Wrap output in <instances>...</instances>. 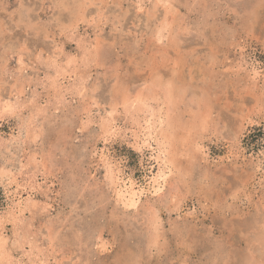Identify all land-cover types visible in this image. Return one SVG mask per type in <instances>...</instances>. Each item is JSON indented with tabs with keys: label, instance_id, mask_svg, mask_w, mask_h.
<instances>
[{
	"label": "rangeland",
	"instance_id": "1",
	"mask_svg": "<svg viewBox=\"0 0 264 264\" xmlns=\"http://www.w3.org/2000/svg\"><path fill=\"white\" fill-rule=\"evenodd\" d=\"M263 154L264 0H0V264L264 262Z\"/></svg>",
	"mask_w": 264,
	"mask_h": 264
},
{
	"label": "bare ground",
	"instance_id": "2",
	"mask_svg": "<svg viewBox=\"0 0 264 264\" xmlns=\"http://www.w3.org/2000/svg\"><path fill=\"white\" fill-rule=\"evenodd\" d=\"M167 9H168V8H167ZM158 33H159V32H158ZM160 76H161V75H160ZM164 82H165V80H164ZM167 84H168V83H167ZM173 84L175 85V83H173ZM160 86H161V85H160ZM162 87H163V86H162ZM164 87H165V86H164ZM160 88H161V87H160ZM166 89H168V88H166ZM166 89H165V90H166ZM160 90H161V89H160ZM162 90L165 91L164 89H162ZM181 90H182V89H181ZM168 91H169V90H168ZM175 92H177V91L175 90ZM175 92H174V93H175ZM144 95H145V94H144ZM165 95H166V94H165ZM174 95H175V94H173V99H174V97H175V98H178V97H176V96H174ZM152 96H153V94H152ZM160 96H161V95H160ZM170 96H171V95H169V93H168V97H170ZM140 97H141V96H140ZM164 97H166V96H164ZM148 98H149V96H148ZM115 99H116V98H115ZM166 99H168V98H166ZM169 99L171 100V97H170ZM138 100H139V99H138ZM155 100H158V99H156V97H155ZM127 101H128V100H127ZM171 101H172V100H171ZM174 101H175V103H176V100H174ZM174 101H173V102H174ZM139 102H141V101H139ZM143 102H144V101H143ZM165 102H166V101H165ZM167 102H168V101H167ZM141 103H142V102H141ZM141 103H140V104H141ZM171 103H172V102H171ZM138 104H139V103H138ZM140 104H139V106H140ZM176 104H177V103H176ZM178 104H179V103H178ZM178 104H177V106H178ZM149 105H150V104H149ZM152 105H153V104H152ZM172 105H173V104H172ZM172 105H171V106H172ZM174 105H175V104H174ZM147 106H148V105H147ZM147 106L144 105L145 110H146V107H147ZM150 106H151V105H150ZM150 106H148V109H149ZM171 106H170V108H171ZM127 107H128V106H127ZM144 108H143V109H144ZM154 108H155V107H154ZM175 108H176V106H175ZM156 109H157V108H156ZM167 110H168V109H167ZM172 110H173V109H171L169 112H171ZM146 111H147V110H146ZM152 111H153V109H152ZM173 111H175V110H173ZM131 112L134 113L133 111H131ZM150 112H151V109H150ZM169 112H167V113L169 114ZM151 113H152V112H151ZM159 113H160V112H159ZM162 113H163V112H162ZM162 113H161V114H162ZM153 114H155V113H153ZM161 114H160V115H161ZM149 115H150V114H149ZM163 115H165V114H162V116H163ZM169 115H170V114H169ZM172 115H173V113L171 114V116H172ZM146 116H147V115H146ZM152 116H153V115H152ZM176 116H177V115H176ZM163 117H164V116H163ZM167 117H168V116H167ZM179 117H180V116H179ZM170 118H171V117H170ZM173 118H176V117H173ZM173 118H172V119H173ZM180 118H181V117H180ZM148 119H149V118H148ZM148 119H147V120H148ZM152 119H156V118H152ZM199 119H200V118H199ZM164 120H165V119H164ZM164 120H163V121H164ZM175 120H176V119H175ZM180 120H181V119H180ZM145 121H146V120H145ZM178 121H179V120H178ZM112 122H113V121H112ZM164 122H166V121H164ZM164 122H163V123H164ZM135 123H136V124L138 123L137 120H136ZM152 123H153V122H152ZM177 123H178V122H177ZM181 123H182V121H181ZM138 124H139V123H138ZM148 124H149V123H148ZM150 124H151V123H150ZM161 124H162V123H161ZM164 124L167 126L166 123H164ZM179 124H180V123H179ZM146 125H147V124H146ZM106 126H107V125H106ZM106 126H105V127H106ZM156 126H157V125H156ZM169 126H171V128H173V126H174V124H173V122H171V120H170V122H169ZM183 126H184V125H183ZM134 127H135V126H134ZM176 127H177V126H176ZM178 127H179V126H178ZM107 128H108V127H107ZM136 128H137V127H136ZM144 128H145V125H144ZM147 128H148V127H147ZM149 128H150V127H149ZM149 130H150V129H149ZM158 130H159V128H158ZM160 130H161V129H160ZM173 130H174V129H173ZM173 130H170V131L167 130V131H166L165 128H164V131L161 130V134H159V131H158V132L156 131V133L159 134V135H161V138H162V136H163V139H162V140L164 141V139H167V135H168V133L171 132V131H173ZM175 130H176V129H175ZM175 130H174V132L177 133ZM131 131H132V130H131ZM133 131H134V129H133ZM142 131H143V130H142ZM144 132H145V131H144ZM132 134H133V133H132ZM172 134H174V133L171 132V135H172ZM141 135H142V134H141ZM159 135H158V136H159ZM172 136H173V135H172ZM136 137H137V136H136ZM156 137H157V136H156ZM174 137H175V135H174ZM174 137H173V138H174ZM144 138H145V137H144ZM158 138H159V137H157V139H158ZM148 139H149V138H148ZM153 139H154V138H153ZM155 139H156V138H155ZM137 141H138V140H137ZM152 141H153V140H152ZM154 141H155V140H154ZM157 141H158V140H157ZM167 141H168V139H167ZM140 142H141V141H140ZM150 142H151V141H150ZM160 142H161V140H160ZM164 142H166V141H164ZM173 142H174V141H173ZM137 143H138V142H137ZM157 143H159V141H158ZM149 144H150V143H149ZM163 144H164V143H163ZM163 144H162V145H163ZM166 144H167V142H166ZM166 144H164V145H166ZM173 144H174V143H173ZM143 145L145 146V144H143ZM146 145H147V143H146ZM151 145H152V144H151ZM158 145H159V144H158ZM174 145H175V144H174ZM140 146H141V145H140ZM160 146H161V144H160ZM167 146H169V145H167ZM148 147H150V146H148ZM161 147H162V146H161ZM164 147H165V146H164ZM172 147H173V146H172ZM140 148L142 149V147H140ZM173 148H174V147H173ZM173 148H172V149L170 148V149H171V150H174ZM150 149L152 150V148H150ZM154 150H155V149H154ZM157 150H158V148H157ZM171 150L169 151V148H168V151H167V152L169 153V152H171ZM162 152H163V151H161V153H162ZM174 152H175V151H174ZM172 153H173V152H172ZM163 154H164V153H163ZM169 154H170V153H169ZM263 155H264V154H263ZM159 156H160V155H159ZM170 156H171L170 159L172 160V156H174V155H170ZM103 157H104V156H103ZM160 157H161V156H160ZM160 157H159V158H160ZM162 157H163V155H162ZM175 157H176V156H175ZM263 157H264V156H263ZM103 159H105V158H103ZM161 159H162V158H161ZM164 159H165V156H164ZM164 159H162V160H164ZM171 160H169V162H170ZM175 160H176V159H175ZM165 161H166V160H165ZM108 162H109V161H108ZM159 162H160V161H159ZM163 162H164V161H163ZM166 162H167V161H166ZM172 162H173V161H172ZM175 162H176V161H175ZM160 163H161V162H160ZM107 164H108V163H107ZM158 164H159V163H158ZM161 164H162V163H161ZM169 164H171V163H169ZM163 165H164V164H163ZM165 165H166V164H165ZM165 165H164V166H165ZM159 166H160V164H159ZM167 166H168V165H167ZM111 167H112V166H111ZM186 167H187V166H186ZM163 168H164V167H163ZM184 170H185V169H184ZM110 171H111V170H110ZM160 171H161V169H160ZM165 171H166V170H165V168H164V171H163V172L161 171V172L164 173ZM161 172H160V173H161ZM160 173H159V174L157 173V174L160 175ZM119 174H120V173H119ZM157 174H156L155 176H158ZM109 175H110V174H109ZM161 175H164V174H161ZM161 175H160V176H161ZM112 176H113V175H112ZM118 177H119V176H118ZM121 177H122V176H121ZM163 177H164V176H163ZM165 177H166V176H165ZM152 178H153V177H152ZM159 178H160V177H159ZM110 179H111V176H110ZM114 179H115V178H114ZM118 179H119V178H118ZM126 179H127V178H126ZM155 179H156V178H155ZM112 180H113V179H112ZM121 180L123 181V178H121ZM157 180H158V179H157ZM161 180H162V179H161ZM113 181H114V180H113ZM113 181H112V182H113ZM127 181H128V180H127ZM131 181H132V179H131ZM153 181H154V179H153ZM155 181H156V180H155ZM155 181H154V182H155ZM163 181H164V179H163ZM163 181H162V182H163ZM129 182H130V180H129ZM132 182H133V181H132ZM134 182H135V181H134ZM159 182H160V181H159ZM113 183H115V182H113ZM122 183H123V182H122ZM123 184H124V183H123ZM129 184H130V183H129ZM156 184H157V181H156ZM124 185H126V181H125V184H124ZM139 185H140V184H139ZM10 186H11V185H10ZM16 186H17V185H16ZM129 186H130V185H129ZM129 186H128V187H129ZM18 187H19V185H18ZM20 187H21V186H20ZM126 187H127V185H126ZM136 187H137V186H136ZM139 188H140V187H139ZM16 189H17V188H16ZM19 189H21V193H22V188H19ZM129 189H130V188H129ZM133 189H134V188H133ZM133 189H132V190H133ZM140 189H143V188H140ZM140 189H139V190H140ZM143 190H144V189H143ZM126 191H127V190H126ZM140 191H141V190H140ZM10 192H11V191H10ZM123 192H124V191H123ZM138 192H139V191H137V193H138ZM143 192H144V191H143ZM12 193H13V192H12ZM121 193H122V192H121ZM133 193H135V192H133ZM139 193H140V192H139ZM141 193H142V192H141ZM124 194H125V193H124ZM9 196H10V195H9ZM138 196L140 197V195H138ZM11 197H12V196H11ZM120 197H121V196H120ZM134 197H135V196H133V198H134ZM139 197H137V198H139ZM13 198H14V196H13ZM121 198H122V197H121ZM125 198H126V197H125ZM19 200H20V199H19ZM124 201H125V200H124ZM13 202H14V201H13ZM21 202H22V201H21ZM21 202H20V203H21ZM128 202H129V201H128ZM14 204H15V203H14ZM16 204H17V203H16ZM21 204H22V203H21ZM21 204H20V205H21ZM130 204H131V203H130ZM19 208H20V206H19ZM19 208H18V209H19ZM22 208H23V207H22ZM17 212H18V211H17ZM259 216H260V215H259ZM154 223H155V222H154ZM154 223H153V224H154ZM155 224H156V223H155ZM238 225H239V224H238ZM21 228H22V227H21ZM1 234H2V233H1ZM154 235H155V233H154ZM156 236H157V235H156ZM260 236H261V235H260ZM263 236H264V235H263ZM263 236H262V237H263ZM154 237H155V236H154ZM152 238H153V237H152ZM240 238H241V237H240ZM153 239H154V238H153ZM263 239H264V238H263ZM0 240L3 241L2 238H1ZM100 240H101V239H100ZM254 240H255V239H254ZM17 241H19V240H17ZM263 241H264V240H263ZM263 241H262V242H263ZM4 242H5V241H4ZM4 242H3V243H4ZM0 243H1V242H0ZM1 248H2V247H1ZM1 248H0V249H1ZM260 250H261V249H260ZM254 252H255V250H254ZM248 253H249V252H248ZM255 253H256V252H255ZM263 253H264V252H263ZM251 255H255V254H253V253L251 254V253H250L249 256H251ZM251 257H252V256H251ZM263 258H264V257H263ZM263 258H261V259H263ZM246 259H247V257H246ZM254 259H255V258H254ZM256 259H257V258H256ZM250 260H251V259H250ZM263 260H264V259H263ZM245 262H246V261H245ZM247 264H264V262H262V260H261V261H257V262H255V261H250V262L247 263Z\"/></svg>",
	"mask_w": 264,
	"mask_h": 264
}]
</instances>
